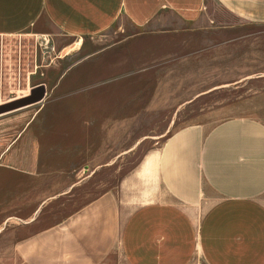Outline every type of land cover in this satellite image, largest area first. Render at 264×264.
<instances>
[{
    "label": "rangeland",
    "instance_id": "1",
    "mask_svg": "<svg viewBox=\"0 0 264 264\" xmlns=\"http://www.w3.org/2000/svg\"><path fill=\"white\" fill-rule=\"evenodd\" d=\"M208 11L196 24L121 21L75 49L51 28L0 36V108L46 90L0 115V264H19L18 242L117 189L177 130L264 120V25L212 0Z\"/></svg>",
    "mask_w": 264,
    "mask_h": 264
},
{
    "label": "crops",
    "instance_id": "2",
    "mask_svg": "<svg viewBox=\"0 0 264 264\" xmlns=\"http://www.w3.org/2000/svg\"><path fill=\"white\" fill-rule=\"evenodd\" d=\"M264 25V0H212ZM209 0H0V36L51 28L81 46L121 21L196 24ZM75 44V45H76ZM19 264H264V120L177 130L114 191L15 248Z\"/></svg>",
    "mask_w": 264,
    "mask_h": 264
},
{
    "label": "water",
    "instance_id": "3",
    "mask_svg": "<svg viewBox=\"0 0 264 264\" xmlns=\"http://www.w3.org/2000/svg\"><path fill=\"white\" fill-rule=\"evenodd\" d=\"M45 96H46L45 86L37 87L32 90L29 97L2 106L0 108V115L4 113L17 111L32 106L34 104L40 103L45 99Z\"/></svg>",
    "mask_w": 264,
    "mask_h": 264
},
{
    "label": "bare ground",
    "instance_id": "4",
    "mask_svg": "<svg viewBox=\"0 0 264 264\" xmlns=\"http://www.w3.org/2000/svg\"><path fill=\"white\" fill-rule=\"evenodd\" d=\"M77 47H78L77 45H74L72 48L75 49V48H77ZM66 50H67V49H66ZM68 51H69V50H68Z\"/></svg>",
    "mask_w": 264,
    "mask_h": 264
}]
</instances>
